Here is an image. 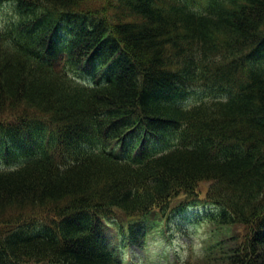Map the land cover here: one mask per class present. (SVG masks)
I'll list each match as a JSON object with an SVG mask.
<instances>
[{"label":"trees","instance_id":"1","mask_svg":"<svg viewBox=\"0 0 264 264\" xmlns=\"http://www.w3.org/2000/svg\"><path fill=\"white\" fill-rule=\"evenodd\" d=\"M0 15V264H130L190 207L207 237L187 264H264V0Z\"/></svg>","mask_w":264,"mask_h":264},{"label":"rangeland","instance_id":"2","mask_svg":"<svg viewBox=\"0 0 264 264\" xmlns=\"http://www.w3.org/2000/svg\"><path fill=\"white\" fill-rule=\"evenodd\" d=\"M0 15V19H1ZM57 68L61 69V64L56 62ZM206 95L222 96L221 93H203L192 94L185 102L187 105L195 102L199 97ZM5 163L0 164V168H7ZM207 184L203 187L206 192ZM194 214V212H190ZM172 238L162 237L159 234L154 236L146 234L144 238L145 247L139 248L132 246L130 250L122 251V257L145 258L147 264H187L197 258L203 247L204 239L207 237V230L200 222L189 221L187 218L178 217L171 221Z\"/></svg>","mask_w":264,"mask_h":264}]
</instances>
